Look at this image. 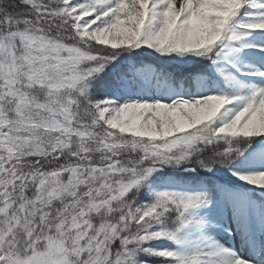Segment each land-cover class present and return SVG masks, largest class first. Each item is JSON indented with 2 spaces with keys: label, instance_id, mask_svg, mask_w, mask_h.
<instances>
[{
  "label": "snow or ice",
  "instance_id": "snow-or-ice-1",
  "mask_svg": "<svg viewBox=\"0 0 264 264\" xmlns=\"http://www.w3.org/2000/svg\"><path fill=\"white\" fill-rule=\"evenodd\" d=\"M0 264H264V0H0Z\"/></svg>",
  "mask_w": 264,
  "mask_h": 264
}]
</instances>
